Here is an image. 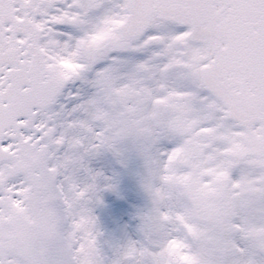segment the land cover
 Returning a JSON list of instances; mask_svg holds the SVG:
<instances>
[{
  "label": "snow or ice",
  "instance_id": "obj_1",
  "mask_svg": "<svg viewBox=\"0 0 264 264\" xmlns=\"http://www.w3.org/2000/svg\"><path fill=\"white\" fill-rule=\"evenodd\" d=\"M22 137L74 158L57 180L95 264H264V0H0V264ZM106 196L134 235H105Z\"/></svg>",
  "mask_w": 264,
  "mask_h": 264
},
{
  "label": "rangeland",
  "instance_id": "obj_2",
  "mask_svg": "<svg viewBox=\"0 0 264 264\" xmlns=\"http://www.w3.org/2000/svg\"><path fill=\"white\" fill-rule=\"evenodd\" d=\"M61 65L69 71L75 68L71 62L66 60L61 61ZM52 143L54 142L51 140L41 144L33 141L28 147L31 164L27 168L19 166L16 169V173L23 174L25 180V186L19 190L21 200L16 201L17 209L29 219L37 238V254L27 264H63V262L65 264H95L91 248H85L83 245L73 248L76 231L78 228H82L83 224L69 220L67 201L61 193L57 180L61 170L69 168V165L74 162V158L71 156L57 157L55 151L50 147ZM22 148H27V146L19 144L14 150L15 158L20 155ZM45 170H51L55 176L57 190L55 204L51 203L53 198L47 192L48 187L44 181L46 175L43 174ZM125 183L131 186L133 181L126 180ZM105 199L110 207L96 209L100 227L105 235L121 238L125 229L129 234L134 235L136 221L130 217L128 205L114 202L111 196H106ZM132 202L143 203L135 195L132 197Z\"/></svg>",
  "mask_w": 264,
  "mask_h": 264
},
{
  "label": "water",
  "instance_id": "obj_3",
  "mask_svg": "<svg viewBox=\"0 0 264 264\" xmlns=\"http://www.w3.org/2000/svg\"><path fill=\"white\" fill-rule=\"evenodd\" d=\"M49 87L50 82L48 79L38 80L35 88L37 95L40 96L42 100H46L48 98L47 93L49 91ZM25 123H27V121ZM2 150L6 149H0V151ZM16 219L18 220V225L16 233L13 235L14 247L18 259L20 261H24L34 256L36 252V241L29 223L26 222L19 214H16Z\"/></svg>",
  "mask_w": 264,
  "mask_h": 264
},
{
  "label": "flooded vegetation",
  "instance_id": "obj_4",
  "mask_svg": "<svg viewBox=\"0 0 264 264\" xmlns=\"http://www.w3.org/2000/svg\"><path fill=\"white\" fill-rule=\"evenodd\" d=\"M14 173H16V172H14ZM16 208H17L16 201H13L12 202V212L10 213V216L7 218L11 223V230L8 232V242H9V245L13 251H14V249H13L11 237H12V234L16 231V216H15L16 215ZM14 253L16 255V251H14ZM16 264H23V263H19L18 261H16Z\"/></svg>",
  "mask_w": 264,
  "mask_h": 264
},
{
  "label": "bare ground",
  "instance_id": "obj_5",
  "mask_svg": "<svg viewBox=\"0 0 264 264\" xmlns=\"http://www.w3.org/2000/svg\"><path fill=\"white\" fill-rule=\"evenodd\" d=\"M28 151L29 149L23 148L20 155L13 160L12 165L10 168L16 165V167L22 166L23 168H27L29 161H28Z\"/></svg>",
  "mask_w": 264,
  "mask_h": 264
},
{
  "label": "trees",
  "instance_id": "obj_6",
  "mask_svg": "<svg viewBox=\"0 0 264 264\" xmlns=\"http://www.w3.org/2000/svg\"><path fill=\"white\" fill-rule=\"evenodd\" d=\"M50 175L52 174V172L49 173ZM50 195L52 197H54V199L52 200V203H55L56 202V189H55V184H54V177L51 176V179H50Z\"/></svg>",
  "mask_w": 264,
  "mask_h": 264
}]
</instances>
